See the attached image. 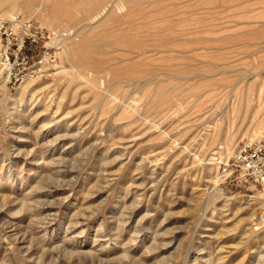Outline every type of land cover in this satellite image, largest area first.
Wrapping results in <instances>:
<instances>
[{
	"label": "rangeland",
	"instance_id": "374dc122",
	"mask_svg": "<svg viewBox=\"0 0 264 264\" xmlns=\"http://www.w3.org/2000/svg\"><path fill=\"white\" fill-rule=\"evenodd\" d=\"M34 2L62 15L14 8L42 28L0 70V264H264V181L222 169L262 130L264 0Z\"/></svg>",
	"mask_w": 264,
	"mask_h": 264
},
{
	"label": "built area",
	"instance_id": "2783aa9c",
	"mask_svg": "<svg viewBox=\"0 0 264 264\" xmlns=\"http://www.w3.org/2000/svg\"><path fill=\"white\" fill-rule=\"evenodd\" d=\"M41 28L42 25L24 15L0 16V62L13 83L35 70L34 63H30L29 55L24 51V44L27 37L35 38ZM53 34L57 36L59 33L55 31ZM222 164V169L229 174L264 181V133L240 140L232 157ZM262 220L264 222V216Z\"/></svg>",
	"mask_w": 264,
	"mask_h": 264
},
{
	"label": "bare ground",
	"instance_id": "6f19581e",
	"mask_svg": "<svg viewBox=\"0 0 264 264\" xmlns=\"http://www.w3.org/2000/svg\"><path fill=\"white\" fill-rule=\"evenodd\" d=\"M6 2V0H0V8H1V15L0 16H3V17H5V16H11V15H14L15 14V12L14 11H16V10H14V8H16L17 9V11H18V13H22V14H25V13H31V15H35V17H38V20H42L41 22H43V21H45V22H48L49 23V25L50 24H52V26H57L56 24H58V22L55 24V21L54 20H57L59 17H61V12H58V11H60L61 10V8H59V9H56L57 11H55V13L50 17V18H46L43 14H42V8L40 7V8H36L37 6H35V2H34V0H25V1H23V0H21V1H16V2H13L12 3V1H11V5L8 7V5H5V7H4V10H3V4H5V2ZM54 1V0H53ZM145 1V0H144ZM44 3H45V0H44ZM53 3H55V2H53ZM52 2H51V4H53ZM40 4H43V3H40ZM49 4H50V2H49ZM44 5V4H43ZM58 5V3L56 4L55 3V6H57ZM123 5V4H122ZM6 6L8 7L7 9H6ZM116 6V5H115ZM36 8V9H35ZM106 8L107 7H104L103 9H101L99 12H97L96 14H94V18L93 19H95L98 15H100V14H104L103 12H105L106 13V11L108 10H106ZM52 10V9H51ZM109 10H111V9H109ZM119 10H122V8L120 7L119 8ZM112 12V11H111ZM127 12V11H126ZM123 13V12H122ZM121 18V17H120ZM70 20V19H69ZM54 23V24H53ZM63 23V22H62ZM91 24V23H90ZM96 24V23H95ZM94 23H93V26L95 25ZM59 28H60V26H59ZM91 28L89 27V30H90ZM88 30V29H87ZM83 32H84V30H83ZM59 33V32H58ZM82 33V32H81ZM85 33V32H84ZM86 34V33H85ZM84 34V35H85ZM97 34V33H96ZM82 35V34H81ZM61 36H63L62 34H58L57 36H55V35H51V41L57 46L58 45V43L60 42L61 43V56H65V57H67V58H69V59H74L75 58V56H74V53H75V51L77 50V47H79V46H81V45H83V43H82V41L81 40H78L77 38H72V36L71 35H69V36H65V37H61ZM84 37V36H83ZM87 37V35L84 37V38H86ZM81 39H83V38H81ZM50 41V42H51ZM85 41V40H84ZM132 41V40H131ZM82 43V44H81ZM53 44V45H54ZM141 45V44H140ZM85 46V45H84ZM80 49V48H79ZM90 52V51H89ZM82 55V54H81ZM84 55V54H83ZM85 56V55H84ZM88 58V57H87ZM74 61V60H73ZM77 62V61H76ZM85 62H86V60H85ZM77 64V63H76ZM80 64H82V63H80ZM78 65V64H77ZM91 66V65H90ZM2 64H1V62H0V70L2 69ZM78 73V72H77ZM75 74V73H74ZM27 77H29V76H27ZM26 77V78H27ZM26 78H24V80L26 79ZM23 80V81H24ZM77 80H79V79H77ZM22 81V82H23ZM87 82V81H86ZM85 83V82H84ZM92 86V85H91ZM26 88H28L27 87V85H23V91H26L27 89ZM22 89V88H21ZM61 105V104H60ZM137 110V109H136ZM135 111V110H134ZM178 113V112H177ZM260 122V124L258 125V127H262V130H256V128H255V130H254V132H253V134L250 136V137H254V135H257V134H259V133H264V117L259 121ZM259 129V128H258ZM261 129V128H260ZM212 136V135H211ZM214 137H216V135L214 136ZM249 137V136H248ZM226 139V138H225ZM226 140H228V143H227V150L231 153V151L233 150L232 148H234V147H232V144H233V140L232 139H229L228 137H227V139ZM225 150V149H224ZM220 152H222V151H220ZM228 152V153H229ZM221 155V154H220ZM263 185H264V182H263ZM253 234H255V233H253Z\"/></svg>",
	"mask_w": 264,
	"mask_h": 264
}]
</instances>
